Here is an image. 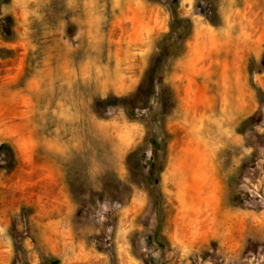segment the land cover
<instances>
[{
  "label": "rangeland",
  "instance_id": "rangeland-1",
  "mask_svg": "<svg viewBox=\"0 0 264 264\" xmlns=\"http://www.w3.org/2000/svg\"><path fill=\"white\" fill-rule=\"evenodd\" d=\"M4 142L0 264H264V0H0Z\"/></svg>",
  "mask_w": 264,
  "mask_h": 264
},
{
  "label": "bare ground",
  "instance_id": "bare-ground-1",
  "mask_svg": "<svg viewBox=\"0 0 264 264\" xmlns=\"http://www.w3.org/2000/svg\"><path fill=\"white\" fill-rule=\"evenodd\" d=\"M64 1H67V0H64ZM68 1H70V0H68ZM72 1V0H71ZM130 1V0H129ZM40 3V2H39ZM68 3V2H67ZM70 4H72V6H74L73 4H75V2L74 3H70ZM130 4V3H129ZM39 5V4H38ZM42 5H40V7H41ZM71 6V5H70ZM88 6V5H87ZM87 10H88V8H87ZM91 10V9H90ZM91 11H94V10H91ZM85 12V11H84ZM86 12H88V11H86ZM90 13V12H89ZM99 14V13H98ZM38 15V14H37ZM41 15V14H40ZM83 15V14H82ZM86 15V14H85ZM84 15V16H85ZM94 16H95V14H94ZM79 17H81V15L79 16ZM40 18V17H39ZM87 19H88V17H86ZM94 18H96V17H94ZM93 18V19H94ZM146 18V17H145ZM145 18H140V17H138L137 18V23H140V25L141 26H144L145 25V23H146V20H144ZM91 19V18H90ZM37 20V19H36ZM26 22H29L28 20H26ZM91 22V21H90ZM144 22V23H143ZM84 23H85V20H84ZM95 23V22H94ZM93 23V24H94ZM143 23V24H142ZM87 23H85V25H86ZM91 24H92V22H91ZM29 25V24H28ZM98 25V24H97ZM96 25V26H97ZM99 27V26H98ZM29 28V27H28ZM244 24L241 26V32H239V33H243V31H244ZM91 29V28H90ZM97 29H99V28H97ZM95 30V29H94ZM28 31V30H27ZM26 31V32H27ZM91 31V30H90ZM48 32V31H47ZM84 32H86V30L84 31ZM41 33V32H40ZM50 33V32H49ZM95 33V32H94ZM97 33V32H96ZM35 34V33H34ZM38 34V33H37ZM54 34V33H53ZM100 33H98V35H99ZM45 35V34H44ZM96 35V34H95ZM18 36V35H17ZM20 36V35H19ZM36 36V35H35ZM39 36V35H38ZM89 36V35H88ZM52 37V36H51ZM55 38H56V36H54ZM95 37V36H94ZM100 37H102V36H100ZM100 37H98V38H100ZM29 38V37H28ZM45 39V38H44ZM43 39V40H44ZM47 39V38H46ZM57 39V38H56ZM56 39H54L55 40V42H56ZM50 40H52V38L50 39ZM50 40H48L49 42H50ZM53 40V41H54ZM62 40V39H61ZM96 40H98V39H96ZM102 40V39H101ZM40 41V40H39ZM60 41V40H59ZM93 41V40H92ZM46 42V41H45ZM63 41H61V43H62ZM47 43V42H46ZM45 43V44H46ZM56 43H58V41L56 42ZM48 44V43H47ZM47 44H46V46H47ZM64 45V44H63ZM50 46V45H49ZM53 46V45H52ZM60 46H61V44H60ZM222 46L224 47V49H225V54H224V57H223V59L225 60V63H224V65H222V63L221 62H218L219 64H217V68H216V70H217V72H219V75H220V77H221V80L224 82V83H226V81H227V79H229L230 78V76H229V74H228V71L231 69L230 68V66H229V64H227V63H233V62H235V60H236V56L239 54V49H236L235 47H233V44L232 45H230L229 46V36H226V38L223 40V44H222ZM63 47V46H62ZM50 48H52V47H49V49ZM45 49V48H44ZM53 49V48H52ZM69 50L68 51H70V48H68ZM48 50V49H47ZM46 50V51H47ZM55 50H57V49H55L54 48V51H52L51 50V53H53V52H55ZM100 49H99V47H98V51H99ZM58 53H59V56H60V58L61 57H64V55H62V54H60V53H65L61 48H58ZM49 52V51H48ZM196 52V49H194L193 50V53H195ZM220 51H217V52H215V54H214V56L212 57V61L213 60H215V59H217V61H218V59H220V58H222L221 56V54L219 53ZM51 53H50V55H51ZM66 53H67V51H66ZM53 55V54H52ZM51 55V56H52ZM58 55V54H57ZM66 56V55H65ZM69 56V55H68ZM68 56H66V57H68ZM96 56H97V53H96ZM231 56H232V58H231ZM89 57H90V55H89ZM93 57V56H92ZM95 57V56H94ZM58 59V58H57ZM62 59V58H61ZM64 59V58H63ZM68 60H69V58H67ZM71 60V59H70ZM59 61V63H58V66H56V68L55 69H59V75L61 74V76H64L63 75V72H66V71H63L62 72V70H64V68L65 67H67L66 66V62H65V60H58ZM233 61V62H232ZM185 62L186 63H188L187 64V71L188 72H190L191 71V69H195V67H194V64H193V62H192V58H191V55H187L186 56V60H185ZM50 63V62H49ZM71 63V62H70ZM92 63H95V61H88V62H86L84 65H83V67L81 68V69H83V71H84V73H88V71L90 70V68H92V66H91V64ZM48 65V64H47ZM50 65H48L47 67H49ZM72 66V65H71ZM95 66V65H94ZM46 67V68H47ZM81 67V66H80ZM99 69H101L102 70V68H100V67H98ZM72 69V68H71ZM71 69H70V71H71ZM219 69V70H218ZM52 70V69H51ZM98 70V69H97ZM49 71V70H48ZM47 71V72H48ZM54 72V71H53ZM56 72H57V70H56ZM102 71H100V73H101ZM41 73H43V72H41ZM45 73V72H44ZM69 73V72H68ZM68 73H66V74H68ZM83 73V72H82ZM97 73V72H96ZM99 73V74H100ZM232 73H234L233 71H232ZM48 75V77L47 76H45V75ZM46 74H44V76L48 79V80H46L47 82L46 83H44V82H42L43 83V85H44V88L43 87H41V86H43L40 82L42 81H40L39 83H40V85H38V86H40L41 88H39V89H42V92H38L37 94H36V92L35 93H33L34 95L33 96H35V99L37 98V100L40 102V103H42V104H45V103H43V102H41L42 100H45V98L47 97L48 98V96H47V94L46 93H48L49 95H53V88H52V86L53 85H55V84H53V80H54V78H53V75H51V72H48V73H46ZM54 74V73H53ZM98 74V73H97ZM43 75V74H42ZM85 75H87V74H85ZM84 75V76H85ZM89 75V74H88ZM96 75V74H95ZM105 75V79H103L104 80V82H109L110 80H111V78L109 77V74L108 73H106V69L105 70H103V76ZM58 76V75H57ZM57 76H55V77H57ZM66 76V75H65ZM102 76V75H101ZM71 77H72V75H71ZM86 77V76H85ZM42 78H43V76H42ZM59 78V77H58ZM68 79V78H67ZM66 79V81L68 82L69 80L70 81H72L71 79H68L67 80ZM38 81V80H37ZM59 81V80H58ZM101 82V81H100ZM104 82H102L104 85H106V83H104ZM111 82V81H110ZM57 83V82H56ZM34 84V81H33V83L30 81V82H28V86H31V85H33ZM70 84V83H69ZM99 84V86H102V85H100V83H98ZM71 85V84H70ZM226 86L227 85H224V87L222 88L225 92L227 91V89H226ZM104 87V86H103ZM30 88H32V87H30ZM52 88V89H51ZM220 88H221V86H220ZM219 88V89H220ZM36 89H37V86H36ZM35 89V90H36ZM59 89V88H58ZM64 89V88H63ZM66 89H67V87H66ZM34 90V91H35ZM4 91H6L5 89H4ZM23 91V90H22ZM34 91H32V92H34ZM37 91H39V90H37ZM56 91H58V90H56ZM55 91V92H56ZM68 90H65V93L67 92ZM28 92V91H27ZM58 93V92H57ZM64 93V94H65ZM59 94V93H58ZM61 94H63V93H61ZM68 94V93H67ZM226 94H227V92H226ZM31 95V94H30ZM56 95V94H55ZM54 95V97H56ZM64 96V95H63ZM62 96V97H63ZM66 96V95H65ZM28 98L30 99V97L28 96ZM51 97H49V99H50ZM22 99H23V101L25 100V94H22ZM15 100V99H14ZM36 100V101H37ZM30 101V100H29ZM49 101V100H48ZM47 101V102H48ZM24 102H26V100L24 101ZM50 102V101H49ZM47 104V103H46ZM45 104V105H46ZM28 106V108H27V111L26 110H22V115L23 114H25V111H26V116L27 115H29L30 116V114H29V112L31 111V104L29 103V104H27ZM49 106V105H48ZM26 107V106H25ZM35 107H36V105H35ZM47 107V106H46ZM24 108V107H23ZM15 109V108H14ZM12 110V109H11ZM2 111V110H1ZM17 115H19V110L17 111V112H15V116H17ZM44 115V114H43ZM28 119V118H27ZM176 169H177V167H176ZM201 170V169H200ZM198 172H199V170H198Z\"/></svg>",
  "mask_w": 264,
  "mask_h": 264
},
{
  "label": "trees",
  "instance_id": "trees-1",
  "mask_svg": "<svg viewBox=\"0 0 264 264\" xmlns=\"http://www.w3.org/2000/svg\"><path fill=\"white\" fill-rule=\"evenodd\" d=\"M161 45V52L156 54L150 67L145 71L144 77L142 79V84L145 86L144 88L142 87V89L147 98H149L154 91L155 77H157L160 62L170 52L171 43L168 42V40H164ZM245 121H247V119L243 122ZM138 153L139 150L133 151L130 154V158L131 156H136ZM0 161L7 167L9 171H12L16 167L17 162L14 150L7 142L0 144Z\"/></svg>",
  "mask_w": 264,
  "mask_h": 264
}]
</instances>
